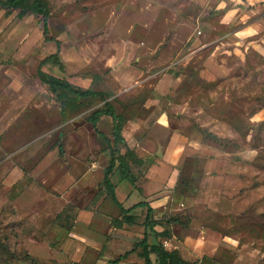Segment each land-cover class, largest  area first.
<instances>
[{
	"label": "rangeland",
	"instance_id": "374dc122",
	"mask_svg": "<svg viewBox=\"0 0 264 264\" xmlns=\"http://www.w3.org/2000/svg\"><path fill=\"white\" fill-rule=\"evenodd\" d=\"M0 6V264H144L147 209L117 225L102 186L110 154L76 99L61 117L37 77L100 91L123 114L148 244L194 264H264V0H45ZM97 129L112 141V122ZM125 258L120 259L125 255ZM156 264V256L150 254Z\"/></svg>",
	"mask_w": 264,
	"mask_h": 264
},
{
	"label": "trees",
	"instance_id": "16d2710c",
	"mask_svg": "<svg viewBox=\"0 0 264 264\" xmlns=\"http://www.w3.org/2000/svg\"><path fill=\"white\" fill-rule=\"evenodd\" d=\"M0 6L7 9H17L22 12H30L35 15L41 16L43 22V34L45 35L46 41H53V39L47 37L48 34V10L45 4V0H0ZM55 41L56 52L45 57L40 61L37 68V77L38 79L47 86L49 91L54 94L58 100L59 112L61 117H65L66 112L71 110L74 105L72 104V96L76 99H98L102 101V105L95 109L86 119L91 125L95 133L106 143L107 149L110 154V160L108 166L104 170L102 186L105 190L107 196L110 197L113 204L119 209L121 218L117 219V225L121 226L122 224L131 225L134 222V215L132 214L133 210L140 207H146L147 213L144 222L145 231L142 241L139 243V246L142 249V258L144 264H154L150 259V254L156 256V264H194L189 261L184 260L176 250H167L162 247L160 244L149 245L148 244V232L147 230L153 231L152 226V208L147 205V203L142 202L131 208H124L122 203L119 202L115 186L111 182V177L114 173H117L121 181L127 182L129 185H135V177L131 174L127 159L123 155H118L116 146H124L125 141L123 137V128L126 123V118L123 114L117 113L115 107L111 102L107 100L106 94L90 90V89H81L76 86L65 82L64 80L46 75L42 71V67L47 64H52L59 68L60 71L64 70V65L59 58V47L60 42ZM108 117L112 122V141L107 138L103 133L97 129V123L100 119ZM127 253L120 257V259L125 258Z\"/></svg>",
	"mask_w": 264,
	"mask_h": 264
}]
</instances>
